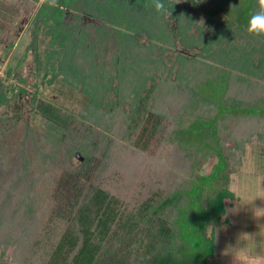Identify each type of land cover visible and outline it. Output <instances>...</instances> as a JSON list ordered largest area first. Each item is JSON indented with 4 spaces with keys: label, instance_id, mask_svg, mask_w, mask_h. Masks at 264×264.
<instances>
[{
    "label": "trees",
    "instance_id": "1",
    "mask_svg": "<svg viewBox=\"0 0 264 264\" xmlns=\"http://www.w3.org/2000/svg\"><path fill=\"white\" fill-rule=\"evenodd\" d=\"M86 1L44 0L33 16L34 44H40V36L49 45L67 38L65 11L82 10ZM213 1L227 17L246 25L257 10V0ZM101 3L107 14L103 6L98 13L106 15L110 24L97 40L102 56L98 71L108 69L104 53L112 43L109 61L121 72L118 99L106 116L117 124L126 123L128 129L140 127V131L128 145H115L112 150L110 143L92 141L91 147H83L86 151L78 168L64 173L62 183L49 195L50 211H44L42 227L18 238L13 258L1 253L0 264H214L215 243L204 226L229 224V217L222 219L224 201L237 198L229 184L242 168L244 144L253 137L264 142V42L259 47L255 43L259 38L249 35L246 43L239 44L235 34L243 38V30L226 28L230 35L208 40L203 55L209 57L207 62L180 56L179 61L190 67L177 69L178 75L171 79L162 74L164 62L152 68V47H133L137 42L127 41L126 31L112 28L129 29L131 22L138 21L139 31L168 42L167 24L147 6L150 0ZM12 12L0 2V28L11 21ZM234 25L227 21V27ZM64 67L61 79L45 68L44 74L54 82L57 94L75 97L77 86L68 76L77 66L74 70ZM11 90L0 84V104L8 101ZM91 95L76 97L77 103L85 113L100 117L103 102L108 104ZM125 103L131 107L125 108ZM32 104L49 131L63 130L77 121L70 111L35 95ZM98 122L96 118L90 123L80 119L77 124L90 139L97 133ZM152 137L171 147L174 166L187 173L169 172L176 178L169 184L150 185L141 180L139 170L146 169L147 174L157 166L146 153ZM115 148L124 155L129 152L131 161L120 162L118 153L108 152ZM211 158L215 161L204 174L203 166Z\"/></svg>",
    "mask_w": 264,
    "mask_h": 264
},
{
    "label": "rangeland",
    "instance_id": "2",
    "mask_svg": "<svg viewBox=\"0 0 264 264\" xmlns=\"http://www.w3.org/2000/svg\"><path fill=\"white\" fill-rule=\"evenodd\" d=\"M43 1L0 0L13 11L11 21L0 28V84L12 88L8 93V101L0 104V255L3 253L10 260L13 252L18 250L19 240L42 227L44 211H50L49 195L57 183H62L64 173H72L78 168L83 159L82 154L86 151L82 150L83 147L87 144L88 148L91 147L92 141L103 145L110 143L108 147L112 150L115 145L118 148L128 145L131 138H136L140 131V127L133 125L128 129L126 123L117 124L114 119L106 116L109 106L118 99L121 72L116 69L113 61L112 65L109 61L114 52L112 43L104 53L108 69L98 71L102 56L97 40L102 30L110 24L106 15L98 13L99 7L103 6V0H88L82 10L67 9L64 23L70 31L69 36L61 37L60 42L55 45H49L48 39L40 36V44L36 46L31 27L33 16ZM165 1L171 11L170 18L163 17L167 24V40L170 39L168 42L151 39L150 33L139 31L138 21L131 22L129 29L116 25L112 28L126 31L129 34L126 40L137 42L133 47H152L149 52L155 59L151 66L156 68L160 62H164L165 70L162 74L166 77L169 75L171 79H175L178 75L177 69L190 67L179 61L180 56L207 62L209 57L203 55L208 40L218 35L224 39L225 34L230 35L225 33L226 28L243 30L245 37L235 34L237 39L234 40L239 44L246 43L249 39L245 32L246 24L227 17L213 0ZM102 10L107 14L105 6ZM210 10H215V13L211 14ZM231 20L235 25L227 27V21ZM85 36L87 41L84 42ZM261 42H264V38H259L255 43L260 47ZM74 64L77 69L71 78L68 76V80L77 86L75 97L57 94L54 82H49L50 77L44 74V68L45 72L50 75L54 73L61 79V67L65 66L67 69L69 66V70H74ZM158 73L157 68L154 74ZM19 88L25 91L20 93ZM83 94L101 97L108 104L103 102V113L100 117L82 111V105L77 103L76 97ZM33 95L70 111L77 121L63 130L49 131L34 111ZM130 107L129 103H125V108ZM94 118L99 120L95 125L97 133L89 139L82 135L84 129L77 122L83 119L90 123ZM149 142L150 147L146 153L152 155L150 158L157 166L147 174L146 169L139 170L138 174H142L141 180H146L150 185L158 181L169 184L176 179H172L169 172H179L180 176L187 173L184 168L180 170L174 166L171 147L159 141L158 137H152ZM110 150L108 152L112 154L118 153L120 162L131 161L129 152L124 155L119 149ZM214 161L211 158L203 166L204 174L210 171ZM242 164L241 170L232 175L229 188L237 196L257 194L258 189L264 187V142H258L256 137L245 142ZM235 203L234 199L226 198L224 208H231ZM253 206H264V201L255 200L253 205L242 207L238 215L228 216L229 224L217 226L227 225L219 232L215 242L214 264H231V257L221 253L227 244L236 243L241 232L257 234V241H261L259 251L264 254V218H253ZM210 215L213 216L214 213L211 212ZM209 226L210 224L204 226L207 234L210 233Z\"/></svg>",
    "mask_w": 264,
    "mask_h": 264
},
{
    "label": "clouds",
    "instance_id": "3",
    "mask_svg": "<svg viewBox=\"0 0 264 264\" xmlns=\"http://www.w3.org/2000/svg\"><path fill=\"white\" fill-rule=\"evenodd\" d=\"M147 6L153 8L161 17H171V11L165 4L164 0H150V4ZM245 32L256 38H264V0H257V10L250 15ZM257 199L264 201V187H260L257 194H246L234 199L236 203L231 208L225 209L222 219H227L230 215H238L242 207L253 205L254 201ZM251 212L253 218L256 220L264 218V206H253ZM226 227L227 225H222L220 227L215 225L209 226V238L212 241V244L216 242L219 232ZM256 237L257 234H250L247 232L239 233L236 243L227 244L221 255L230 256L231 264H264V254H261L259 251L261 241H257Z\"/></svg>",
    "mask_w": 264,
    "mask_h": 264
},
{
    "label": "crops",
    "instance_id": "4",
    "mask_svg": "<svg viewBox=\"0 0 264 264\" xmlns=\"http://www.w3.org/2000/svg\"><path fill=\"white\" fill-rule=\"evenodd\" d=\"M236 197H238V196L236 195Z\"/></svg>",
    "mask_w": 264,
    "mask_h": 264
}]
</instances>
